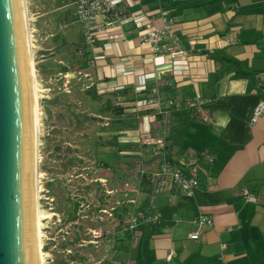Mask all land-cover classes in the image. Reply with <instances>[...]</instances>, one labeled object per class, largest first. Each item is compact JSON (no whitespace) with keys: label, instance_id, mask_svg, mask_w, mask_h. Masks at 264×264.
I'll return each instance as SVG.
<instances>
[{"label":"crops","instance_id":"1","mask_svg":"<svg viewBox=\"0 0 264 264\" xmlns=\"http://www.w3.org/2000/svg\"><path fill=\"white\" fill-rule=\"evenodd\" d=\"M211 1L123 0L121 24L99 23L94 46L86 45L83 27L79 34L86 89L101 106L122 108L118 118L135 121L112 134L124 147L118 155L130 163L121 166L124 184H112L110 192L123 206L120 221H139L134 229L116 228L111 264H264V115L252 122L254 108L264 102V0ZM142 16L159 28L164 17L173 18L185 58L166 61L142 47L143 28L134 21ZM195 97L205 103L192 108L185 139L168 141L177 118L172 114L186 108L171 109L167 102ZM112 115L117 117L109 111L101 117ZM207 152L212 166L191 196L172 185L152 194V176L165 157L189 165L206 162ZM242 187L259 202L245 201ZM203 216L213 219L211 227L193 223ZM119 229L126 231L124 239ZM195 232L200 239L189 237Z\"/></svg>","mask_w":264,"mask_h":264},{"label":"rangeland","instance_id":"2","mask_svg":"<svg viewBox=\"0 0 264 264\" xmlns=\"http://www.w3.org/2000/svg\"><path fill=\"white\" fill-rule=\"evenodd\" d=\"M76 1L27 0L39 87L37 172L44 264L65 260L111 264V240L116 228L124 225L118 214L126 216L123 206L116 205L120 198L110 190L116 182L124 184L121 166L130 161L120 157L109 141L133 120L101 117L108 113L103 110L109 103L101 106L102 101L87 92V78L79 73L82 25L76 17ZM61 6L62 12L56 9ZM209 157L207 152L205 158ZM107 177V182L100 180ZM126 180L137 183L128 173ZM73 203L80 204L74 222ZM74 233L80 242L66 248ZM117 235L124 239L126 231L119 229Z\"/></svg>","mask_w":264,"mask_h":264},{"label":"water","instance_id":"3","mask_svg":"<svg viewBox=\"0 0 264 264\" xmlns=\"http://www.w3.org/2000/svg\"><path fill=\"white\" fill-rule=\"evenodd\" d=\"M35 138L22 0H0V264H37Z\"/></svg>","mask_w":264,"mask_h":264},{"label":"built area","instance_id":"4","mask_svg":"<svg viewBox=\"0 0 264 264\" xmlns=\"http://www.w3.org/2000/svg\"><path fill=\"white\" fill-rule=\"evenodd\" d=\"M177 1V0H172ZM123 3V0H78L76 6V17L83 27V33L85 37V43L87 46H94L98 41V28L99 23H103L105 28L113 26H119L122 22L121 15L118 12V8ZM137 26L143 28L140 32V44L142 47H150L152 55L163 57L166 61H175L181 58H185L186 53L181 48L180 39L176 34L174 28L175 21L171 17L163 18V26L156 27L153 24L151 18L146 16L134 18ZM228 41L235 43L232 35L229 36ZM157 102H150L148 105L152 107ZM204 101L200 100L199 97L189 99L183 103L169 100L168 106L175 110H181L183 108L190 109L197 106L204 105ZM159 111L160 108L157 107ZM264 115V102H259L254 108L252 115V122L255 123L261 116ZM208 159V158H207ZM193 164L187 165L183 162H177L164 158L160 166V170L153 174L151 181V192L152 194H158L163 188L168 185L176 186L187 196H191L193 191L200 186V182L196 176L195 168H192ZM240 195L245 201L251 203H258L259 197L252 193L248 187H242ZM147 221H156V218L146 219ZM139 218L127 224H124L122 228L134 229ZM193 223L198 226L213 225V219L210 217H200L193 220ZM231 230V229H230ZM189 237L194 240L200 239L198 232L189 234ZM225 249L226 245H222ZM174 251H172V254ZM172 254H170L169 259Z\"/></svg>","mask_w":264,"mask_h":264},{"label":"bare ground","instance_id":"5","mask_svg":"<svg viewBox=\"0 0 264 264\" xmlns=\"http://www.w3.org/2000/svg\"><path fill=\"white\" fill-rule=\"evenodd\" d=\"M22 13H23V25H24V36L28 57L30 84L33 102V118H34V138H35V187H34V227L36 236V256L37 264H44V251L42 245V231H41V219L42 215L40 212L39 204V191H38V149H39V135H40V109H39V87L38 79L36 76L35 62L33 56V42L31 28L29 24V10L27 0H22Z\"/></svg>","mask_w":264,"mask_h":264},{"label":"trees","instance_id":"6","mask_svg":"<svg viewBox=\"0 0 264 264\" xmlns=\"http://www.w3.org/2000/svg\"><path fill=\"white\" fill-rule=\"evenodd\" d=\"M216 1H223V0H213V1L209 2L208 4L214 3ZM87 92L88 93H92L93 97L97 98V95L93 91V89L90 88V89L87 90ZM105 111L113 112V113H115V115L117 117L123 115V109L122 108L110 106V104H109V106L106 107ZM192 114H193L192 108L184 109V110H182V111H180L178 113H173L172 114L173 116H175L177 118L175 119V121H173L171 123L170 129H169V135L167 136V140L168 141H173L175 143H181L185 139V137H186L185 135L187 133L189 123L192 122L195 119L194 117H192ZM111 139L112 140L109 141L110 145L112 147H118V148H120L119 151H122L124 147H120L118 145L117 137L114 136ZM207 161L204 162L202 159H199L198 161L194 162L193 165H192V168H195L196 176H197L199 182H200V177H202V175H203L202 173H206L207 174L208 171H209L208 167L212 166V164H211L212 163V159H207ZM79 208H80V204L73 203L72 209L70 211L71 221L74 222V221L77 220V212H78ZM68 238H69V240L65 244L66 248L68 246L69 247H74L81 240L79 235H77L75 233H74V235L69 236ZM44 250L48 251V247L47 248L44 247ZM72 263L74 264V261H72ZM58 264H69V263L65 260V261L59 262Z\"/></svg>","mask_w":264,"mask_h":264}]
</instances>
